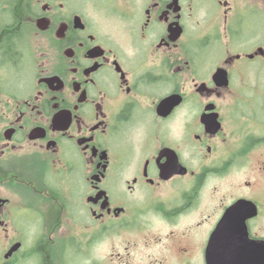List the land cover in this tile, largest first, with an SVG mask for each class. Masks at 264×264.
<instances>
[{"label": "flooded vegetation", "instance_id": "1", "mask_svg": "<svg viewBox=\"0 0 264 264\" xmlns=\"http://www.w3.org/2000/svg\"><path fill=\"white\" fill-rule=\"evenodd\" d=\"M211 261L264 264V0H0V264Z\"/></svg>", "mask_w": 264, "mask_h": 264}, {"label": "rangeland", "instance_id": "2", "mask_svg": "<svg viewBox=\"0 0 264 264\" xmlns=\"http://www.w3.org/2000/svg\"><path fill=\"white\" fill-rule=\"evenodd\" d=\"M153 231L154 232H156V231H160V232H163L164 231V229L162 228V227H159L158 225H157V228H154L153 229ZM114 250V252L116 253L117 251H121L122 253H123V249L121 248V247H118V246H116V248H114L113 249ZM111 248H110V244H109V242H108V240H107V238H104L103 240H102V242H100L97 246H96V248H94V250H93V252H92V254H93V258H96V259H102V260H105V258H107L106 256L109 254V253H111ZM142 252V250L140 251V252H137V253H141ZM145 253H155V248L153 247V246H149L148 248H146V250H145ZM88 261V259H83V261ZM85 262V263H86ZM103 264H108V263H103Z\"/></svg>", "mask_w": 264, "mask_h": 264}, {"label": "water", "instance_id": "3", "mask_svg": "<svg viewBox=\"0 0 264 264\" xmlns=\"http://www.w3.org/2000/svg\"><path fill=\"white\" fill-rule=\"evenodd\" d=\"M210 264H216V262H212V261H211ZM217 264H218V263H217Z\"/></svg>", "mask_w": 264, "mask_h": 264}]
</instances>
